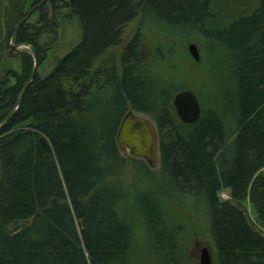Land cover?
I'll use <instances>...</instances> for the list:
<instances>
[{
    "label": "trees",
    "instance_id": "trees-1",
    "mask_svg": "<svg viewBox=\"0 0 264 264\" xmlns=\"http://www.w3.org/2000/svg\"><path fill=\"white\" fill-rule=\"evenodd\" d=\"M25 3L0 0V264H129L132 223L121 201L131 196L123 185L131 163L151 184L132 196L144 228L143 264H186L179 228L158 205L188 198L206 208L215 264H264V0H48L31 14L36 23L29 16L16 33L17 44L34 48L38 68L62 10L80 35L26 88L31 54H20L18 71L1 62ZM139 16L186 40L196 34L221 53L213 62L227 73L211 72L210 104L200 99L195 123L176 116L180 90L144 60L138 33L118 57L113 52ZM128 109L154 122L153 175L116 144ZM247 199L255 222L243 208Z\"/></svg>",
    "mask_w": 264,
    "mask_h": 264
},
{
    "label": "rangeland",
    "instance_id": "rangeland-1",
    "mask_svg": "<svg viewBox=\"0 0 264 264\" xmlns=\"http://www.w3.org/2000/svg\"><path fill=\"white\" fill-rule=\"evenodd\" d=\"M24 12L26 13L32 7V0H25ZM51 13V7H48ZM62 10V8H61ZM38 16L32 15L31 23H36ZM139 34L141 37L140 52L144 60L154 68V72L161 78L171 81L173 86L180 91L190 90L197 93V99H200L207 106L209 93L211 91V72L227 73L224 67L213 62V58L217 57L216 51H211L201 41L196 34L192 33V37L188 39L181 38L178 35L170 34L165 29L161 28L148 18L139 16L132 21L124 30L122 43L115 48L113 52L118 57L128 41ZM80 35L79 25L76 19L68 14L66 10L61 11L59 17L58 29L55 33L47 35L43 39V44H50L47 51L46 60L39 66L38 74H46L66 51H69L78 41ZM13 35L8 40L9 49L2 52L1 62L5 69L19 70V59L22 52L30 51L23 44L12 42ZM195 44L199 53V61L195 62L189 52L188 45ZM12 45L14 48H12ZM218 53V54H217ZM120 73V71H119ZM133 112L135 118L148 123L155 134L154 144V165L150 168V174L153 175L159 169V153L158 144L155 132V125L151 117L146 114ZM122 154L124 153L121 150ZM133 169V163L130 164L127 171V176L124 179V188L131 193L128 201L122 199V213L125 219L132 223V257H128L129 264H143L141 259L145 258L146 242L144 237V228L142 227L141 214L138 211L137 203L133 200V195L138 191H151L150 183L147 178ZM153 191V190H152ZM221 201L229 198V193L222 190L218 194ZM158 207L165 213L168 220L179 228L178 251L186 264H199L200 250L206 248L212 259L211 264H215V248L213 240L208 228L206 208L201 203L193 198L178 200H161ZM243 208L246 210L251 221L255 222V211L247 199L243 203ZM141 257V258H140ZM140 258V259H139Z\"/></svg>",
    "mask_w": 264,
    "mask_h": 264
},
{
    "label": "water",
    "instance_id": "water-1",
    "mask_svg": "<svg viewBox=\"0 0 264 264\" xmlns=\"http://www.w3.org/2000/svg\"><path fill=\"white\" fill-rule=\"evenodd\" d=\"M47 1L48 0H42L39 4L35 5L34 7H31L26 12L25 16L22 18L19 25L15 29L12 42L15 40L19 26L23 24L38 7H40ZM23 45L29 49L34 63L29 81L25 86L26 88L31 82V80L34 78L38 70V63L34 48L27 44ZM12 48H14L13 45ZM188 52L195 62L199 61V53L195 44L191 43L188 45ZM20 98L18 100V103L20 101ZM172 103L176 116L182 123L192 124L198 120L201 108L197 96L194 92L190 90L179 91L173 97ZM11 114H13V112H11ZM115 141L116 144L121 147L126 156L142 160L146 163L148 167H152L154 165V131L148 123L135 118L132 111L129 110L121 119L118 129L116 131ZM40 142L44 147L47 146V143L44 141V139L41 138ZM199 260V264L212 263V259L206 248H202L200 250Z\"/></svg>",
    "mask_w": 264,
    "mask_h": 264
}]
</instances>
